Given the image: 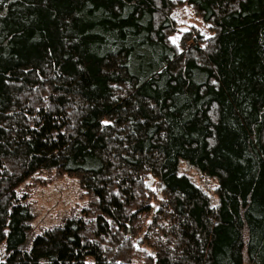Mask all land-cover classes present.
<instances>
[{"label": "trees", "instance_id": "1", "mask_svg": "<svg viewBox=\"0 0 264 264\" xmlns=\"http://www.w3.org/2000/svg\"><path fill=\"white\" fill-rule=\"evenodd\" d=\"M186 4L205 47L172 0H0V264H264V0ZM46 173L88 202L31 236Z\"/></svg>", "mask_w": 264, "mask_h": 264}, {"label": "rangeland", "instance_id": "2", "mask_svg": "<svg viewBox=\"0 0 264 264\" xmlns=\"http://www.w3.org/2000/svg\"><path fill=\"white\" fill-rule=\"evenodd\" d=\"M172 1L175 2L173 17L176 20V30L170 36L171 43L182 50L181 43L184 34L192 33L194 37L200 36V46L205 47L207 41L213 36L210 26L186 4V0ZM183 168L197 184L204 188L213 202H216V181H203L198 172L190 169L186 163L183 164ZM20 195L25 196L26 202L33 210L31 236L62 224L70 216L78 215L81 208L85 207L88 202L86 196L80 192L74 178L59 176L56 173H46L32 178L20 188ZM135 245L141 252L146 250L143 238L137 237ZM140 263V259L135 262V264Z\"/></svg>", "mask_w": 264, "mask_h": 264}]
</instances>
